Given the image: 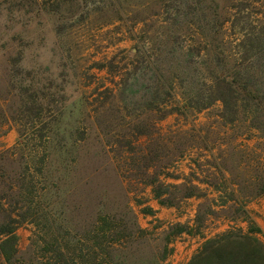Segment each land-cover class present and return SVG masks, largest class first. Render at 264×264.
<instances>
[{"label": "rangeland", "instance_id": "rangeland-1", "mask_svg": "<svg viewBox=\"0 0 264 264\" xmlns=\"http://www.w3.org/2000/svg\"><path fill=\"white\" fill-rule=\"evenodd\" d=\"M165 1L0 0V154L21 144L15 152L16 161H2L0 167L12 177L22 175L28 164L32 177L27 181L37 187V195L41 194L43 184L51 187L52 183H61L60 191L53 190L49 200L44 199L51 204L53 239H60L65 232L76 235L70 222V217L75 224L79 221L72 208L73 201L82 200L84 206L90 207L91 202L95 205L102 198L108 201L129 198L145 230L142 243L135 246L139 260L136 257L133 264H187L207 239L231 228H248L243 220L232 221L233 217L241 216L235 213L237 207H232L236 204L231 203L224 208L214 207L216 214L207 216L200 229L197 213L207 200L220 202V197L234 198L239 203L249 200L247 209L264 232V196L250 199L264 183V139L260 131L250 126L247 114L240 113L235 124H226L219 102L201 112H172L160 121L172 107L183 104L181 92L177 96L179 106L161 107L159 112L128 117L119 110L115 92L139 67L138 48L145 47L154 61L170 47L171 33L178 31L172 21H166L167 14H162ZM215 3L220 5L219 21L224 17L230 19L219 40L226 37L221 48L233 56L243 51V24L250 29L251 19L264 21V0H215ZM182 33V40L188 44L192 43L188 40L191 36L196 44L203 43L192 28H184ZM234 65L231 60L227 66ZM161 67H165V61ZM30 87L42 91L48 99H55L51 112L45 111L42 116L43 124L35 128L28 124L26 113L21 112L25 109L24 97L33 93ZM61 93L66 100L61 99ZM44 103L47 107L49 100ZM13 113L24 118V126L11 120ZM137 125L140 130L151 132L150 137L136 138ZM35 133H48L53 142L46 182L37 174L38 152L42 147L31 140ZM86 134V143L72 147L74 140ZM45 142L41 140L43 145ZM149 150L161 155L157 171H162L160 166L170 159H178L177 154L183 150L186 157L179 159L169 169V175L160 179L170 185L193 181L204 190V199L195 197L176 207L162 206L154 198L152 187L141 183L143 163H136V169L129 167V163H135ZM125 151L127 154L121 159ZM165 153L170 158H164ZM72 157L78 159L74 167L69 161ZM223 169L229 171L225 173ZM137 201L144 205H137ZM146 206L156 209L155 215L142 213ZM60 210L66 216L59 215ZM177 225L187 231L177 233ZM41 231L42 228L37 230L30 223L18 229L23 258H27L29 250L40 254L39 248L35 245L31 249V245L35 235L44 233ZM166 247L170 252L163 260Z\"/></svg>", "mask_w": 264, "mask_h": 264}, {"label": "trees", "instance_id": "trees-1", "mask_svg": "<svg viewBox=\"0 0 264 264\" xmlns=\"http://www.w3.org/2000/svg\"><path fill=\"white\" fill-rule=\"evenodd\" d=\"M162 7V14L168 16L166 21H172V25L178 31L171 33L170 47L161 52L162 56L156 57L154 61L151 60L152 56L147 55L145 47L138 48L137 57H141L139 67L115 92L119 100V110L128 117L159 112L161 107L168 109L172 104L179 106L177 96L178 92H181L183 104L180 107H172L160 121L172 112L177 111L181 114L188 111L201 112L220 102L223 105L221 118L226 124H235L240 113L247 114L250 126L260 131L264 139V21L258 20L257 17L251 19L250 29L247 27L248 24H243L241 30L243 51L232 56L221 48V45L226 43V37L219 40L230 19L224 17L219 21L220 5L215 3V0H166ZM184 28H192L203 43L196 44L192 36L188 40L193 45L188 44L185 39L182 40ZM214 42L216 45L211 46ZM210 46L212 48L209 50ZM242 53V56L239 55ZM231 60L235 65L228 68ZM164 61L165 67L162 68L161 64ZM245 64L248 65L243 67ZM12 87L14 90L17 89L15 85ZM30 91L33 93L24 97L22 102L25 109L21 112L26 113L28 124L35 128L33 126L43 124L42 116L45 111L51 112L55 99H48L45 93L35 91L32 87ZM110 91L112 92V89ZM60 97L66 100L64 94L61 93ZM44 100H49L47 107ZM16 114L13 113L11 120L24 126L22 124L24 118ZM134 127L137 132L136 138L150 137L151 132L148 130H140L138 125ZM22 137L26 138L23 132ZM42 139L46 141L45 145L41 143ZM87 139L86 134L74 140L72 147H79V143H86ZM31 140L37 141L36 146L42 147L40 154L38 152L37 174L46 182L53 142L50 141L48 133L46 135L35 133ZM19 146L20 143L12 149L13 151L1 153L0 163L2 161L14 163L15 152ZM123 154H127V151L120 155L121 159ZM177 156L178 159L172 158L169 163L160 166L162 171L156 169L161 155L150 150L139 159H135V163H129L131 169H136V163L139 161L143 163L141 183L152 187L154 198L162 206L176 207L183 201L195 197L204 199V190L193 181L175 185L161 181L160 176L167 177L169 169L179 159L186 157L183 150ZM164 158H170V154L165 153ZM69 161L72 167L78 163V159L74 157ZM219 168L218 166V170ZM30 169L31 167L26 164L22 175L10 177L4 168L0 167V264H133L131 262H134L136 257L139 260L135 246L142 243L145 230L140 226L138 214L129 198L124 201L120 198L112 199L113 202L102 198L94 203L95 205L91 202L90 207L84 206L82 200L73 201L75 203L72 208L78 213L79 221L75 224L70 217V222L76 235L65 232L60 239H53L50 229L51 204L45 201L49 200L53 190L60 191L61 183H52L51 187L45 183L40 188L41 194L37 195V187L32 181H27L32 177ZM223 170L225 173L229 171ZM205 184L216 188L210 183ZM262 196L264 183L258 189V193L250 199L255 200ZM220 199V202L216 199L207 200L205 204L199 206L196 218L198 227L204 225L207 216L216 214L214 207L224 208L234 203L236 205L232 207H237L235 213L241 217H233L232 221L243 220L247 222L248 228L246 230L231 228L207 239L187 264H264V232L247 209L250 201L239 203L234 198ZM137 205L142 206L144 203L137 201ZM155 212L149 206L142 209V213L146 215L153 216ZM59 215L66 216L63 210H60ZM25 223L35 225L37 230L42 228L44 232L35 235L36 240L31 245V249L36 245L40 254L36 253L37 251L31 253L29 250L25 254L27 258H23L19 250L17 235L18 229ZM186 231V227L177 225V233L182 234ZM65 236L68 237L67 241ZM169 252L166 247L163 260Z\"/></svg>", "mask_w": 264, "mask_h": 264}, {"label": "crops", "instance_id": "crops-1", "mask_svg": "<svg viewBox=\"0 0 264 264\" xmlns=\"http://www.w3.org/2000/svg\"><path fill=\"white\" fill-rule=\"evenodd\" d=\"M154 210H156V209H154Z\"/></svg>", "mask_w": 264, "mask_h": 264}]
</instances>
